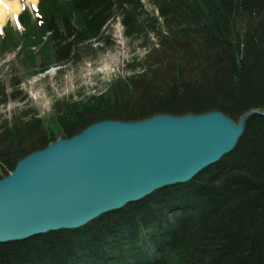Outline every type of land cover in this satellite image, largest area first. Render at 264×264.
Wrapping results in <instances>:
<instances>
[{
	"label": "trees",
	"instance_id": "obj_1",
	"mask_svg": "<svg viewBox=\"0 0 264 264\" xmlns=\"http://www.w3.org/2000/svg\"><path fill=\"white\" fill-rule=\"evenodd\" d=\"M38 7L36 17L21 14L22 32L0 37V55L18 49L30 74L98 56L112 46L108 26L117 20L144 54L104 90L57 99V133L34 109L1 115L0 178L29 152L100 120L218 110L237 121L264 111V0H40ZM7 101L0 82V109ZM0 264H264V116H250L235 149L190 181L76 229L1 243Z\"/></svg>",
	"mask_w": 264,
	"mask_h": 264
},
{
	"label": "water",
	"instance_id": "obj_2",
	"mask_svg": "<svg viewBox=\"0 0 264 264\" xmlns=\"http://www.w3.org/2000/svg\"><path fill=\"white\" fill-rule=\"evenodd\" d=\"M253 114L264 111L104 119L29 152L0 178V244L76 229L190 181L235 149Z\"/></svg>",
	"mask_w": 264,
	"mask_h": 264
},
{
	"label": "rangeland",
	"instance_id": "obj_3",
	"mask_svg": "<svg viewBox=\"0 0 264 264\" xmlns=\"http://www.w3.org/2000/svg\"><path fill=\"white\" fill-rule=\"evenodd\" d=\"M21 1L20 13L26 8L33 12L37 9L38 3L33 6L26 0ZM145 4L150 7L146 1ZM35 14L33 13L34 17ZM17 22V18L8 17L5 25L0 27V33L3 28L6 33L9 29L22 32L23 28ZM108 27L112 46L103 45L104 50L98 56L83 59L79 63L62 67L53 66L44 72L30 74L17 58L18 49L0 55V82L8 89V101L0 109V116L10 117L14 113L34 109L44 121L45 127L57 133L58 125L52 113L53 103L57 99L84 96L104 90L112 77L126 73L127 63L133 57L144 54V49L138 42H132L126 37L119 20L111 22ZM36 62L39 63L40 60L36 59ZM15 81H20L18 88L13 85ZM14 91L13 96L11 93Z\"/></svg>",
	"mask_w": 264,
	"mask_h": 264
},
{
	"label": "bare ground",
	"instance_id": "obj_4",
	"mask_svg": "<svg viewBox=\"0 0 264 264\" xmlns=\"http://www.w3.org/2000/svg\"><path fill=\"white\" fill-rule=\"evenodd\" d=\"M30 5L35 6L38 0H26ZM22 7L21 0H0V27L8 17L17 18ZM5 25V24H4Z\"/></svg>",
	"mask_w": 264,
	"mask_h": 264
}]
</instances>
